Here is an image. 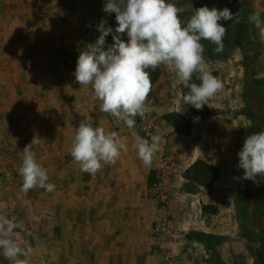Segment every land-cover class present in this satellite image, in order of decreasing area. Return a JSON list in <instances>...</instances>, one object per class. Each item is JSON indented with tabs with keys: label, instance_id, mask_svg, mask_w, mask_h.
I'll return each mask as SVG.
<instances>
[{
	"label": "rangeland",
	"instance_id": "1",
	"mask_svg": "<svg viewBox=\"0 0 264 264\" xmlns=\"http://www.w3.org/2000/svg\"><path fill=\"white\" fill-rule=\"evenodd\" d=\"M233 1L168 0L184 8V22L203 6L239 12L238 23L219 21L228 29L223 51L201 40L208 70L218 71L223 83L202 109L184 103L182 82L166 66H159L161 90L167 92L171 77L175 108L193 125L189 136H175L186 161L180 164L173 196L177 206L189 213L179 220L186 223L182 229L185 251H196V262L201 264H264V177L256 178L261 192L259 209L254 211L248 204L244 170L238 167L239 139L253 126L249 112L264 116V79L257 78L264 73V36L248 21L256 12L264 20V0H237L241 6ZM105 3L100 0L92 9L89 0H0V218L19 224L11 238L25 250L19 259L27 264H66L69 207L74 202L78 205V196L99 194L100 186L106 185L89 173L86 178L77 176L83 171L71 156L73 127L82 121L79 113L95 111L90 101L94 92L77 83L74 72L69 73L62 61L69 48L74 55L80 51L79 38L100 18H106L113 30L118 26L115 13L103 11ZM122 38L129 39L126 33ZM79 88L84 91L78 92ZM246 96L252 110L245 103ZM259 126L264 131V118ZM169 132L172 137L174 133ZM34 136L40 143L32 151L48 170L54 192L38 186L27 193L21 190L23 149ZM223 145H229L227 153L221 151ZM215 150L224 157L218 182L203 188L188 181L184 173L191 163L204 157L211 160ZM157 163L158 153L151 163L153 170ZM121 186L119 182L107 184L108 193L117 194ZM151 186H147L148 196L154 199ZM91 200L90 205L97 202V198ZM204 206L216 211H204ZM0 264L12 262L0 255Z\"/></svg>",
	"mask_w": 264,
	"mask_h": 264
},
{
	"label": "clouds",
	"instance_id": "2",
	"mask_svg": "<svg viewBox=\"0 0 264 264\" xmlns=\"http://www.w3.org/2000/svg\"><path fill=\"white\" fill-rule=\"evenodd\" d=\"M103 11L109 15L115 13L118 26L113 30L106 26V20H101L98 26L101 35L81 51L74 75L81 86H92L93 99L102 101L100 111L111 114L118 124L123 122L128 129H134L135 117H143L152 110L148 103L153 87L149 69L164 65L175 73L178 81L189 89L183 97L184 103L197 110L222 89V81L208 70L201 40L211 41L217 45V52L223 51L228 29L219 21L238 23L239 12L233 14L227 7L220 10L203 6L195 9L184 22L181 20L184 8L168 0H106ZM248 21L264 36V20L259 12L250 14ZM125 33L129 38L127 42L122 38ZM109 34L113 35L114 44L106 49ZM194 73H199L200 84L191 82ZM257 78L264 79V73H258ZM132 136L139 158L144 165H151L162 137L150 134L149 140L135 131ZM39 143L40 138L34 136L23 149L19 174L23 178L21 190L25 193L37 186L48 192L56 188L48 183V170L37 162L32 151ZM127 151L126 138L94 126L92 118L88 117L76 128L71 156L81 171L94 175L105 165H114L122 152ZM238 156V167L244 170V179L256 182L258 175L264 177V131L248 135ZM18 227L13 220L0 218V255L12 264H27V260L19 259L26 255L25 250L11 238Z\"/></svg>",
	"mask_w": 264,
	"mask_h": 264
},
{
	"label": "crops",
	"instance_id": "3",
	"mask_svg": "<svg viewBox=\"0 0 264 264\" xmlns=\"http://www.w3.org/2000/svg\"><path fill=\"white\" fill-rule=\"evenodd\" d=\"M99 3L100 0H89L92 9L97 7ZM77 49L79 50V48ZM67 51L70 56H74L72 48ZM160 77L151 90L158 99L157 113L162 118L171 112L184 114L181 109L175 108L173 103V80L169 77V86L166 89L167 92H164L160 87ZM88 86L92 89L91 85ZM77 91L82 92L84 90L79 88ZM91 95L90 101L96 108L95 111L91 113L82 111L79 113L80 117L78 119L85 120L89 117L92 118L94 126H101L106 132L115 131L110 126L107 113L100 111L101 102L99 99H93L94 94ZM164 122L167 125L166 128L174 133L169 138L168 147L173 153H176L179 163L184 164L186 155L183 147L176 143L178 138L175 136H186L178 134L170 124L165 120ZM79 124L80 122H77L73 127L75 129L74 134ZM115 132L122 138H126L128 151L126 153L122 152L119 160L114 165L107 164L99 172L92 174L93 177H97L99 182L106 184L105 186H100L99 194L78 196V205L76 206L74 202V206L69 207L66 264H161V251L158 250L152 240V229L159 215V210L156 199H151L147 191L148 180L153 171V166L144 165L139 158L138 150L134 147L135 138L132 136L133 131ZM137 135L140 136L138 133ZM221 151L227 153L229 145H223ZM214 155L211 160L206 157L202 159L218 167L221 171L220 166L224 161V157L220 155L219 150H215ZM81 175L86 178L85 172L77 173L78 177ZM112 182H119L122 185V189L117 194L108 193L107 184ZM175 185L176 183L173 185L172 196L177 194ZM173 197L172 200L174 201H171L169 205V212L173 218V228L176 234L174 238H171L169 247L177 255L181 264H201L196 262V251L187 249L185 251L187 247L186 233H182V229H186L184 227L186 223L183 225L179 220L185 219L189 213L184 212V208L177 206V199ZM93 198H97V202L94 205H90L92 204L90 199ZM56 264L60 263L56 262Z\"/></svg>",
	"mask_w": 264,
	"mask_h": 264
},
{
	"label": "built area",
	"instance_id": "4",
	"mask_svg": "<svg viewBox=\"0 0 264 264\" xmlns=\"http://www.w3.org/2000/svg\"><path fill=\"white\" fill-rule=\"evenodd\" d=\"M106 18H100L92 27H89L79 38L80 51L71 56L68 60L71 70L75 73L76 64L81 51H84L88 44H93L96 42L98 37L101 35L98 31V26L101 20ZM107 21V20H106ZM110 23L107 21V25ZM114 44L113 35L109 34L106 37L105 48L107 49ZM92 87V86H91ZM93 89V88H92ZM94 91V90H93ZM100 101V100H99ZM102 103V101H100ZM148 103L151 107V111L146 113L143 117L137 115L135 117V127L134 129H128L127 126L116 121V118L111 114L107 113L110 126L115 131L122 132H137L140 137L150 140L151 135H160L162 137V143L160 145L158 153V163L154 168L155 181L151 186L152 192L158 201L159 215L152 229V240L154 244L161 251L162 261L161 264H181L177 255L173 253L172 249L169 247L171 238H174L176 232L173 228V218L169 212V205L172 199V191L175 180L180 176V163L177 156L168 147L169 142V130L166 129V124L157 111L156 107L158 104V99L156 96L150 92L148 97Z\"/></svg>",
	"mask_w": 264,
	"mask_h": 264
},
{
	"label": "trees",
	"instance_id": "5",
	"mask_svg": "<svg viewBox=\"0 0 264 264\" xmlns=\"http://www.w3.org/2000/svg\"><path fill=\"white\" fill-rule=\"evenodd\" d=\"M233 2L241 6V3L238 2L237 0H234ZM251 27L252 29L256 30V27L253 23L251 24ZM70 57H71L70 54L65 53V55L62 58V61H63V64L68 69L69 73L73 74V72L71 71V66L69 65V62H68ZM148 71L150 72V78H151L152 84L154 85L160 77V69L159 67H157L154 70L149 69ZM211 73L214 76L219 78L218 71H211ZM198 75L199 73L193 74V77L191 80L192 83H197V84L201 83V81L197 78ZM188 92H189V89L184 87L183 97ZM245 103L247 107H249V109L252 110L251 109L252 102L249 96L245 97ZM250 112L248 116L253 121V126L246 129L241 134V138L239 139V144L241 145V147H243L244 140L248 135L259 133L260 131H262L259 126V123L264 118L263 114L260 113L259 116H253ZM163 119L168 124H170L178 134L183 135V136L190 135L193 125H192L191 120H188L185 118L184 114H181L179 112H171V113L164 115ZM220 175H221V171L218 167L212 165L211 163L203 159H197L192 165H190V167L184 173V177L188 181H192L198 186L203 187V188H211L217 182ZM154 181H155V174L152 171L149 176V180H148L149 185H152ZM245 186L247 187L248 204L250 207L253 206L254 211H256L259 209V199H260L259 197H260V192H261L259 183L257 182V180L256 182H253L252 180H246ZM210 209L212 212L216 211V208H213L211 206L203 207L204 211H207Z\"/></svg>",
	"mask_w": 264,
	"mask_h": 264
}]
</instances>
